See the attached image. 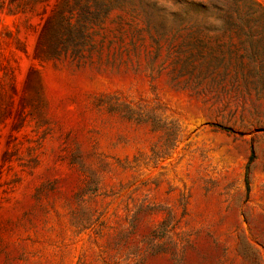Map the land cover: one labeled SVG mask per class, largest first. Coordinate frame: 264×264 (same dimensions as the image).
<instances>
[{
  "label": "rangeland",
  "instance_id": "rangeland-1",
  "mask_svg": "<svg viewBox=\"0 0 264 264\" xmlns=\"http://www.w3.org/2000/svg\"><path fill=\"white\" fill-rule=\"evenodd\" d=\"M0 264H264V0H0Z\"/></svg>",
  "mask_w": 264,
  "mask_h": 264
},
{
  "label": "trees",
  "instance_id": "trees-1",
  "mask_svg": "<svg viewBox=\"0 0 264 264\" xmlns=\"http://www.w3.org/2000/svg\"><path fill=\"white\" fill-rule=\"evenodd\" d=\"M253 155L251 156V159H252Z\"/></svg>",
  "mask_w": 264,
  "mask_h": 264
}]
</instances>
